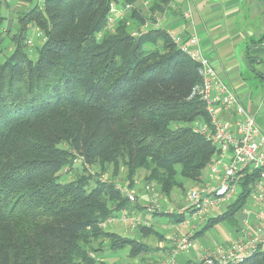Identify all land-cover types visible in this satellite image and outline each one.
Wrapping results in <instances>:
<instances>
[{"label": "trees", "instance_id": "trees-1", "mask_svg": "<svg viewBox=\"0 0 264 264\" xmlns=\"http://www.w3.org/2000/svg\"><path fill=\"white\" fill-rule=\"evenodd\" d=\"M139 1L46 0L18 15L14 50L0 63V264H109L105 249H128L133 258L151 252L146 241L101 226L124 209H145L115 181L101 179L109 166L112 178L127 169L130 189L146 169L144 181L166 196L183 186L177 166L183 177L203 180L217 148L193 130L196 121H210L193 94L203 83L200 65L165 27L152 26L173 0H150L146 13ZM112 3L131 9L107 28ZM32 26L44 37L35 50L28 44ZM79 159L76 177L60 181ZM259 178V170L242 171L233 201L193 239L241 212ZM193 213L153 215L181 223ZM137 229L166 238L155 223ZM230 264H264V251Z\"/></svg>", "mask_w": 264, "mask_h": 264}, {"label": "built area", "instance_id": "built-area-1", "mask_svg": "<svg viewBox=\"0 0 264 264\" xmlns=\"http://www.w3.org/2000/svg\"><path fill=\"white\" fill-rule=\"evenodd\" d=\"M130 9L131 5L119 6L112 3L107 28H111L117 18L124 16ZM184 17H192L191 9L184 12ZM162 19V14L158 15L152 26L163 27ZM149 26L148 22L141 27V30H145ZM139 34V31H133V35ZM38 35L42 36L40 32ZM173 39L184 53L200 65L199 72L203 78L202 85L197 86L193 94L198 93L205 102L210 121H196L193 130L203 135L217 148V153L208 166V176L188 191L187 202L183 209L178 211V214L194 210L193 215L205 216L209 210L220 206L221 203L233 201V197L239 190L238 180L242 171L248 168L260 171V178L254 184L252 191L254 208L249 209L245 206L242 209L247 217L241 222L240 230L237 229L239 235L227 243L219 244L216 248L205 251L202 255L204 264L239 263L256 251H264L263 128L258 124L256 115L243 106L235 91L221 78L213 64L205 56L197 34L193 33L186 39L179 35L173 36ZM28 44L32 47L33 41L29 39ZM225 112H229L234 118L227 119ZM79 161L80 159L76 160V162ZM101 179L106 180L103 176ZM117 186L131 201H136V194L133 190L123 188L118 184ZM146 189L151 194L156 193L153 184H148ZM143 206L148 215L161 208L158 198H152ZM250 210H255L252 218H250ZM166 212L171 213L170 211ZM205 220L206 218L202 217L201 222ZM142 221L137 210L124 209L108 216L101 226L107 228L109 225L121 223L129 228H137ZM193 235L194 233L191 231L185 235H171L169 239L172 242V249L164 264H177L175 256L193 246Z\"/></svg>", "mask_w": 264, "mask_h": 264}, {"label": "crops", "instance_id": "crops-1", "mask_svg": "<svg viewBox=\"0 0 264 264\" xmlns=\"http://www.w3.org/2000/svg\"><path fill=\"white\" fill-rule=\"evenodd\" d=\"M32 1H42V5H36L43 6L46 0H8L3 3L2 13L4 9L6 18L4 31H10L16 14L20 15L31 9L24 10L23 7ZM150 4V0L138 2L140 7L143 5L145 13L148 12ZM187 9H191V18L184 17ZM162 16V26L172 36L179 35L186 39L193 33L197 34L205 56L221 78L235 91L243 106L254 113L256 118L263 113L258 124L264 132V0H173L172 10ZM33 27L38 34V29ZM225 115L229 120L234 118L229 112H225ZM204 172V177H207L208 172ZM144 198L149 201L151 196ZM250 211L252 218L255 210ZM149 216L147 214L144 217L147 224L149 221L157 223L156 225L164 222L163 216ZM246 217L247 214L242 212L241 222ZM119 225L123 230H128L121 223ZM172 226L169 223L167 228ZM237 228H241V225ZM190 231L193 232L192 229ZM170 236L165 235L168 239L163 246L166 255L172 249ZM227 242L229 241L226 240L225 243Z\"/></svg>", "mask_w": 264, "mask_h": 264}, {"label": "rangeland", "instance_id": "rangeland-1", "mask_svg": "<svg viewBox=\"0 0 264 264\" xmlns=\"http://www.w3.org/2000/svg\"><path fill=\"white\" fill-rule=\"evenodd\" d=\"M36 4L42 5V1L28 2L26 6L23 7V9L25 10L28 8H32L36 6ZM141 8L142 10H144L143 5L141 6ZM3 15L5 17L4 9H3ZM17 16L18 14L15 15V19H14V22L12 23L10 33L8 34V32H5L3 34V36L5 37V41L1 42L0 44V63L3 62L6 59V57L9 54H11V52L14 50V44L11 40V37L14 33L17 32V29H18ZM33 28H34L33 26L30 27L29 32H28V37L29 39L33 41V47L31 48L35 50L37 46H40L42 44L44 37L42 33H41L42 36L38 35L35 29ZM32 55L36 57L37 53L34 52ZM262 115L263 113H261L259 117L257 118L258 123L262 119ZM81 167H82L81 162L79 161L74 164V167L72 169L69 167V168L62 170L60 172L59 180L62 182L73 180L76 177V175L81 171L82 169ZM91 169L93 170V172L97 170V168L93 166L91 167ZM122 169L123 170L121 171L120 175H118L116 178H112L111 175H113V167L109 166L108 173L102 176L104 177V179L115 181L118 185H120L123 188L126 187L130 189L128 186V182L126 180L127 169L125 167ZM177 170H178L177 178L183 182V186L175 187L172 193L169 196H166L158 192L157 187H155L156 193L151 194L148 192V190L146 189V186H148V184L144 181V176L145 174L148 173V171L146 169H141L136 178L137 181H136L135 187L133 189H130L135 192L136 201L139 202L141 206H143L144 204H147L148 202H150L152 198H158L161 204V208L160 210H158V212L165 210V211L173 212L175 214L178 213L180 209H183L184 205L187 202L188 191L192 189L193 187L197 186L198 183L194 180L183 177L180 173L181 172L180 166H177ZM207 170L208 168L205 171L207 172ZM145 196H151V199L148 201L144 198ZM253 200H254V197L252 194L246 204L247 208L249 209L254 208ZM231 201H227L226 204L230 203ZM226 204L223 203L222 206L214 207L213 209L209 210V212L205 216L190 215L187 221L181 222V223H176L164 217V222L158 225V229L164 235H168V234L185 235L189 233L188 231H190L191 229L193 233L200 231L201 228L204 227L205 222H206V220L201 222L202 217H205L206 219H208V217L216 216L217 214H219L225 209ZM145 210L146 209L141 210V211L139 210V216L142 218L143 220L142 222H145L144 217L147 216L148 214L147 211L145 213ZM149 215H150L149 216L150 218H161L163 216V215L155 216L153 215V213ZM241 215H242V211L239 212L233 219L231 220L228 219L214 226L212 229L207 231L205 235L194 238L193 246L190 249L180 252L178 253V255L175 256L177 260V264H190V261L198 262V263L202 262V255L205 253V251L212 250L216 248L219 244H224L226 240L231 241V239L233 240V238H236L239 235V233L237 232V229H238L237 226L238 224L241 225ZM151 222L149 221V225L152 224ZM169 223L173 224V226L168 229L167 225ZM119 224L120 223H118V225L116 224L117 226L109 225L107 229L110 231L119 232L123 236L135 237L139 240L146 241L152 248V251L147 254L140 255L139 257H137V260H134L133 257L129 256L128 249H125L121 252H117L113 254L109 253V251L105 249V252L101 258L107 261V263L109 264H164L166 262V259L168 258V254L171 253V250H170V252H168V254L166 255V251L164 250V247H163L167 243V240H168L167 238L160 241V239L156 237L155 235H151L149 237H143L141 233L139 232V229H137L139 225L137 226V228H129L124 225L126 228H128V230H123V227L120 226ZM170 241L171 240L169 239V242ZM161 242H163L164 245H162ZM94 245L96 247L103 246V245L104 247H106L105 243L103 242H96L94 243Z\"/></svg>", "mask_w": 264, "mask_h": 264}]
</instances>
